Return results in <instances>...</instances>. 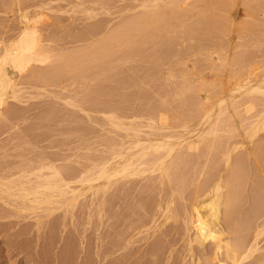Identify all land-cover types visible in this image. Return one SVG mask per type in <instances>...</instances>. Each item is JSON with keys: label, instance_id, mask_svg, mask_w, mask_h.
<instances>
[{"label": "rangeland", "instance_id": "1", "mask_svg": "<svg viewBox=\"0 0 264 264\" xmlns=\"http://www.w3.org/2000/svg\"><path fill=\"white\" fill-rule=\"evenodd\" d=\"M77 1L19 0L20 4L17 0H0V38L7 39L15 34L20 26L18 13L28 11L29 15L33 14L35 23L38 21L35 26H38L43 34L44 47H46L43 50L46 49L44 50L46 53L48 51L52 54H50L52 61L46 62L45 68L37 66L33 71L37 70L38 72L45 69V72H51L55 70L62 74V76L58 74L61 77L54 78L57 81L51 82L52 84L47 82L51 81L53 77L46 81V78H40L41 75L36 76V80L34 77L31 78L34 79L31 80L32 83L28 77L31 75V71H27L26 75L23 74L20 78L18 77L20 84L24 81L27 84L29 80L28 84L31 86L25 83V85L22 84L24 86H20L21 91L23 88L26 89L23 90L24 93L21 92L23 101L9 98L7 100L9 105L6 103L7 106H2L4 111L1 109L0 113V168L9 163H20L19 160L29 161L39 154L38 157L52 156L58 160L56 163L60 167L73 166L77 172H79L77 168L81 169L89 164L90 167L96 166L90 171V174L93 172V175H96L99 170L97 163L100 164L102 160L121 150L122 147L124 149L129 146V141L133 139L131 134L136 128L141 132L143 141L147 142H144L146 146L156 139L169 144L178 143L184 139L185 141L198 139L197 135L200 131L203 129L210 131L211 127V131L215 130L217 134L213 132L214 135H211L213 133L204 135L202 144L200 143L199 146V148L203 146L202 150H192L194 154L198 153L193 156L190 164H184L182 169L176 171L173 168L171 181L160 179L156 173L157 178L149 180V183L148 180H145L150 176L147 171L146 176L136 173L134 176H127L126 179L114 183L116 185L112 184L106 194L110 196L114 191L116 197L112 204L111 202L106 204L102 218L98 216V209L91 206L87 209L85 206L89 203L86 201L96 197L91 192L84 194L77 202L74 212L78 218L77 221L75 219V224L69 220L70 214L65 221V218H62L63 212L58 211L59 213L54 214L57 217L56 223L54 217L50 218L53 225L46 217H42V222L37 224V219L44 215L41 209L23 211L14 209L9 205L12 201H8V204L5 202L7 199L10 200L9 197L2 200V197H6L8 194L0 195V264H198V258H201L199 264H232L231 260L227 258L224 248L218 259H214V243L210 239L205 241L204 249L194 240V243L191 244L193 249L191 256L188 248L190 247L189 238L193 231L189 225V214L192 209L193 197L198 200L202 199L204 196L202 193L212 187L222 174L220 177L222 178V212L225 211L226 198H230L234 202L231 221L228 224H223L225 242H231L232 245L238 247L240 252L243 249V244L247 245L251 242L258 225L264 229L262 228L264 227V135L262 134L264 129L259 130L251 142L244 135L245 129L250 127L252 122L258 120L259 114L263 115L262 112L264 113V105L261 102L264 99V88L259 92H250L251 95H249L250 87H256L258 84L264 86V6H262L264 0H230L228 3H231V6H228L229 13L219 6L218 9L214 4L215 9L212 8V4L208 5L211 10H216L215 12L208 11L209 6L205 7L204 3V5L202 4L204 8L198 9V6L202 7L200 5L202 2L198 4L196 1L197 6H195V1L189 0L190 3L184 7L190 10L193 7L196 11L198 9L197 12L207 11L222 20L216 27L217 29H209L211 26L206 25L207 29L205 24L200 26L197 23L200 13H196L195 10H186L188 13L183 17L187 21L183 17V20L170 17L168 18L169 23L164 27L150 23L151 29L157 27V31L152 30L155 36H152L149 41H145L148 44L142 41L143 44L140 47L136 45L129 48L124 46L117 50L114 57L108 59L92 56L88 59H94V61L89 60L92 64L86 68H83V64L87 60L77 59L79 53L91 51V53L97 54L99 48L105 44V38L106 40L112 39L110 34L114 30L115 33L112 35L113 38H116L115 41L123 39L124 34L121 27L124 22L141 19L138 9L131 10L134 7L132 5H139L141 0ZM210 1L212 2L209 0V3H211ZM79 2L81 4H78ZM261 2L263 4L260 5ZM72 4L75 5L72 6ZM85 4L87 7L94 8L89 15L84 10L86 9ZM76 5H82V8H76ZM160 5L162 6L163 2L159 3ZM11 11L16 15L10 13ZM35 13H38L37 16ZM91 13L93 14L91 15ZM217 13H221L220 17ZM246 13H248L247 16ZM222 15L225 16L222 17ZM228 18H233L234 23ZM244 21L248 23L244 25ZM145 25L147 30H151L148 28V24ZM191 26L194 31L192 34L189 30V28L192 30ZM141 27L140 29L139 26L140 31H137L139 36L147 35L150 32L148 30L147 33L144 26ZM75 57L78 61L74 59ZM242 57H245L244 60L247 61L242 60ZM240 59L243 62H240ZM257 59L259 62H263L259 63ZM232 60L233 62L238 60V65L240 64L242 68L237 65V62L233 63V66ZM220 64L221 67H219ZM76 69L77 72L74 71ZM238 70H241L239 74ZM240 74L241 76H238ZM234 75L237 76V79ZM26 77L28 78L26 79ZM42 78L47 84L41 80ZM216 80L219 81V84ZM230 81L231 83H229ZM28 86L30 87L28 88ZM183 88L188 89L183 92ZM209 88H211L210 91ZM221 88H223V92H221ZM179 89L182 90L180 94L176 92H179ZM58 90L61 91L60 96ZM216 91L218 96H224L226 99L222 103L223 106L219 105L218 99H216L218 97L215 96ZM230 91H233L234 96L229 95ZM55 95L56 97H54ZM258 97H263V99H259V101ZM255 100L258 102L256 103ZM205 101L207 105L210 104L206 107L209 108L212 115L208 121L205 120L202 111L197 115L193 114L195 108L200 107ZM245 108L247 110H243ZM100 111L101 113H99ZM110 115L112 118L114 116L119 118L122 127H118L107 119L106 116ZM163 115L164 117H162ZM175 123L177 124L175 125ZM209 125L211 127H208ZM119 128L126 129V132L120 131ZM238 133L239 135H237ZM207 136L209 139L205 138ZM225 136L227 137L225 138ZM209 140H212V143ZM258 140H261V143L260 141L259 143L255 142ZM221 141L227 143L226 149L223 146L226 143L222 144ZM236 141H244L245 147L238 148L241 150L238 152L235 150L231 166L228 167L227 158L224 159L226 154H222L223 147L225 153L228 146ZM256 144L259 148L256 147ZM182 149L178 148L177 152H184L185 150ZM247 150L250 152V158ZM224 155L225 157H223ZM239 155L244 160L245 156L248 159L241 162V169L239 166L237 170L228 171L233 168L232 165L236 162L235 156L240 158ZM10 164L6 167L9 168ZM4 166L0 170H5ZM2 179L0 178V183L6 182ZM198 186L200 190L197 192ZM1 187L0 184V192ZM84 199L86 200L84 201ZM2 201H4V205H2ZM167 201L174 202L170 211L165 210ZM168 217L169 219H167ZM259 240V247L262 248L248 255L242 264H264V230H262Z\"/></svg>", "mask_w": 264, "mask_h": 264}, {"label": "bare ground", "instance_id": "2", "mask_svg": "<svg viewBox=\"0 0 264 264\" xmlns=\"http://www.w3.org/2000/svg\"><path fill=\"white\" fill-rule=\"evenodd\" d=\"M19 2V0H17ZM21 1V0H20ZM59 1V0H57ZM63 1V0H62ZM77 1V0H76ZM97 1V0H96ZM95 1V2H96ZM127 1V0H126ZM129 1V0H128ZM140 1V0H139ZM162 1L163 2V5L159 6V3H162L160 2ZM195 1V6H197L196 4V1L198 4H200L201 2V6H198V9L200 8H204L203 5L205 7L209 6L210 4H214L215 6H219L222 8V10H227L226 12L229 13V10H228V6H231L230 4H228L230 2V0H212L211 3H209V0H193V2ZM254 1V0H253ZM259 1V0H258ZM263 1V0H262ZM15 2V1H14ZM17 2V3H18ZM54 2V1H53ZM65 2V0H64ZM78 2V1H77ZM80 2H82V0H80ZM78 3V4H81V3ZM100 2V1H99ZM98 2V3H99ZM122 2V1H121ZM206 2V3H205ZM208 2V3H207ZM245 2V1H243ZM250 2V1H249ZM264 2V1H263ZM11 3V2H9ZM20 3V2H19ZM18 3V4H19ZM52 3V2H51ZM50 3V4H51ZM75 3V2H74ZM86 3V1H85ZM97 3V2H96ZM124 3V1H123ZM128 3V2H127ZM190 3L189 0H141L140 1V4L139 5H132L134 6L131 10L132 11H135V10H139L140 13H139V17H141V19L139 20V18H137L136 20H132L130 18V20L132 21H129L128 23L127 22H124V25L126 26L124 28V25L122 26L121 24V30L123 31V34H124V37L123 35L121 37H123V39H120V40H116L115 41V37L113 38V33H115L114 31H112V34H110L112 37V39H109V40H106L105 38V44L102 45L99 50L97 51V54L95 53H91L90 52H84V53H79V57L77 59H84L87 60V62L90 60L88 58L92 57V56H95L96 58H98L99 56H101L102 58L104 57L105 59L107 58H112L114 57L113 55L117 52L118 49H122L124 46L125 47H132V46H137V47H140L142 46L143 42L145 41H149L150 38H152V36H155L154 35V32H152V30H156L157 31V27H154L151 29L150 27V23H156L158 25H160V27H164V25H167L169 22H168V18L170 17H173L176 18V19H182L185 17L184 15H187L186 13V10H190L189 8H186L184 7L187 6V4ZM204 3V4H203ZM248 3V1H247ZM254 3V2H252ZM16 4V3H15ZM21 4V3H20ZM35 4V3H33ZM49 4V3H48ZM54 4V3H53ZM77 4V3H76ZM132 4V3H130ZM203 4V5H202ZM209 4V5H208ZM236 4V3H235ZM263 4L262 2L260 3V5ZM8 5V4H7ZM6 5V6H7ZM12 5V3H11ZM75 5V4H74ZM72 4V6H74ZM83 5V3H82ZM75 6L76 8L80 7L82 8L81 6ZM124 6L126 4H123ZM213 5V9H215ZM241 5V4H240ZM245 5V4H243ZM13 6V5H12ZM41 6V5H40ZM47 6V5H46ZM49 6V5H48ZM194 6V7H195ZM264 6V5H262ZM10 7V5H9ZM17 7V5H16ZM35 7V6H34ZM39 7V6H38ZM44 7V6H43ZM74 7V8H75ZM121 7V6H120ZM128 7V6H127ZM126 7V8H127ZM191 7V6H189ZM218 7V9H219ZM235 7V5H234ZM247 7V6H246ZM245 7V8H246ZM257 7V6H256ZM15 8V7H14ZM40 8V7H39ZM53 8V6H52ZM73 8V7H72ZM71 8V9H72ZM73 8V9H74ZM85 8L84 10H86V14L88 13V15L90 14V12L94 10V8L91 6L87 7L86 4H85ZM124 7L122 6V9ZM193 7H191V10H195L194 8L192 9ZM210 8V6H209ZM207 8V10H211V8L209 9ZM253 8H255L253 6ZM5 9V8H4ZM8 9H11V8H8ZM7 9V10H8ZM19 9L22 10V8L19 7ZM18 9V11H19ZM30 9V8H29ZM43 9V8H42ZM41 9V10H42ZM45 9V8H44ZM43 9V10H44ZM197 9V8H196ZM197 9V11H198ZM206 9V8H205ZM204 9V10H205ZM217 9V8H216ZM234 9V8H233ZM248 9V8H247ZM262 9V8H261ZM12 10V9H11ZM40 10V9H39ZM118 10H121V9H118ZM125 10V9H124ZM123 10V11H124ZM130 10V8H129ZM190 10V11H191ZM203 10V9H202ZM221 10V9H220ZM219 10V11H220ZM230 10H231V7H230ZM246 10V9H245ZM249 10V9H248ZM264 10V8H263ZM13 11V10H12ZM10 12V13H14L15 12ZM17 11V12H18ZM52 11V10H50ZM117 11V10H115ZM190 11H189V14H190ZM196 11V10H195ZM196 13H200V19H199V22H197L198 24H200V26L204 25L205 26L209 25L211 27L210 28H216L218 27L219 25V22L222 21L220 18H216L214 14H211L207 11H201L200 12H197ZM212 12H215L216 10H211ZM218 11V12H219ZM255 11V10H253ZM261 11V10H259ZM33 12V11H32ZM53 12V11H52ZM119 12V11H118ZM117 12V14H118ZM244 12V11H243ZM257 12V11H256ZM264 12V11H263ZM96 13V12H95ZM128 13V12H126ZM227 13V14H228ZM251 13V12H250ZM260 13V12H259ZM11 14V15H12ZM18 17H19V29L18 31L15 33V34H11L12 36L5 39L2 37V39L0 38V113L2 112V110L4 111V109H2V106L3 105H6L7 103V100L9 98H14V99H17V100H21L23 101L22 97H21V92H23V90H26L23 88V90L21 91V87L20 86H24L26 84V82L24 81V85L20 84L19 82V78L21 76H23V74L26 75L27 71H31V75H29L28 77H30V81L31 80H34L36 76H40L43 77L44 79L46 78L48 81L51 80V77L52 80L51 81H48L47 83H54V81H57L56 77H61L62 74L61 73H57V71H47L45 72V69L44 71H38L34 68H36L37 66L38 67H43L44 64L46 62H50L52 61V59H50L52 56L51 52L49 53L47 51V53L44 51L46 49L43 50V48H46L44 47V39H43V34L42 32H40V30L38 29V26H35L37 25L36 22L35 23V19L33 18V14L32 15H29V12L28 11H23L21 13H18ZM36 14V13H35ZM38 14V13H37ZM36 14V16H37ZM93 13H91L92 15ZM98 14V13H97ZM221 13H217V15L219 16ZM224 14V13H223ZM232 14V13H231ZM245 14V13H244ZM248 13H246V16H247ZM253 14V13H252ZM264 14V13H263ZM16 15V14H15ZM40 15V14H39ZM121 15V14H120ZM226 15V14H225ZM224 15V16H225ZM229 15V14H228ZM227 15V16H228ZM255 15V14H254ZM262 15V14H260ZM44 16V15H43ZM94 16V15H93ZM184 16V17H183ZM222 15V17H224ZM251 16V15H250ZM40 17V16H39ZM92 17V16H91ZM183 17V18H182ZM220 17V16H219ZM231 17V16H229ZM260 17V16H259ZM59 18V17H58ZM126 19V18H125ZM127 19V20H128ZM185 19V18H184ZM231 19V18H228V20ZM233 19V18H232ZM231 19V20H232ZM250 19V18H249ZM253 19V18H252ZM256 19V18H255ZM258 19V18H257ZM261 19V18H259ZM38 20V19H37ZM181 20V21H182ZM186 20V19H185ZM225 20V19H224ZM223 20V21H224ZM174 21V20H172ZM187 21V20H186ZM201 21V23H200ZM247 21V20H246ZM260 21V20H259ZM175 22V21H174ZM179 22V21H178ZM232 23L233 20L231 21ZM240 22V21H238ZM257 22V20H256ZM127 23V24H126ZM180 23V22H179ZM227 23V22H226ZM230 23V24H232ZM245 23H248V22H245L244 21V25ZM254 23V22H253ZM261 23V22H260ZM144 24V25H143ZM145 24H148V28H150L151 30H149L150 32L148 33V30L146 29L147 27H145L146 25ZM175 24V23H174ZM243 24V23H242ZM250 24V23H249ZM256 24V23H254ZM173 25V24H172ZM236 25V24H235ZM239 25V23H238ZM247 25V24H246ZM263 25V24H262ZM139 26H140V29L142 28L141 26H144L145 30H147V35L145 34L143 36H139V34L137 33V31L139 32L140 29H139ZM157 26V25H156ZM206 26V28H207ZM225 26H227L225 24ZM231 26V25H230ZM242 26V25H241ZM239 26V27H241ZM251 26V25H250ZM98 27V26H97ZM174 27V26H172ZM171 27V28H172ZM244 27V26H243ZM92 28V27H91ZM119 28V26H118ZM167 28V27H166ZM192 28V26H191ZM199 28V27H198ZM202 28V27H200ZM205 28V29H206ZM236 28V27H235ZM252 28V27H251ZM258 28V27H257ZM261 28V27H259ZM94 29V28H92ZM125 29V30H124ZM159 29V28H158ZM162 28H160L159 30H161ZM203 29V28H202ZM201 29V30H202ZM208 29V28H207ZM217 29V28H216ZM225 29V28H224ZM232 29V28H231ZM250 29V28H249ZM97 30V29H96ZM191 33H190V31ZM188 32L190 34L194 33L193 31V28L192 30L189 28ZM242 30V29H240ZM245 30V29H244ZM14 31V30H13ZM121 31V32H122ZM125 31V32H124ZM248 31V30H247ZM143 32H144V29H143ZM146 32V31H145ZM161 32V31H160ZM203 32V31H202ZM238 32V31H237ZM244 32V31H243ZM4 33V32H3ZM231 33V32H230ZM233 33V32H232ZM242 33V32H241ZM119 34V33H118ZM117 34V35H118ZM7 35V34H6ZM91 35V34H89ZM126 35V36H125ZM119 36V37H120ZM240 36V35H239ZM109 37V38H110ZM127 37V38H125ZM162 39V38H161ZM122 40V41H121ZM100 41V40H99ZM110 41V42H109ZM143 41V42H142ZM163 42V41H162ZM161 42V43H162ZM237 42V41H236ZM147 43V42H145ZM160 43V44H161ZM170 43V42H169ZM99 44V43H97ZM141 44V45H140ZM148 44V43H147ZM163 44V43H162ZM236 44V43H235ZM167 45V44H165ZM47 46V45H46ZM92 46H96L97 45H94L92 44ZM91 46V47H92ZM220 46V45H219ZM121 47V48H120ZM165 47V46H163ZM43 50V51H42ZM49 51H52V50H49ZM53 52V51H52ZM99 53V54H98ZM236 54V52H234ZM233 53V54H234ZM51 54V55H50ZM54 55V53H53ZM97 55V56H96ZM221 55V54H220ZM244 55V54H243ZM57 56V55H56ZM76 56V55H75ZM227 56V55H226ZM251 56V55H250ZM54 57V56H53ZM72 57V56H71ZM77 57V56H76ZM76 57L74 59H76ZM225 57V56H224ZM221 58V57H220ZM232 58V57H231ZM243 58V59H242ZM241 59L244 60L245 57H242ZM248 58V57H247ZM50 59V60H49ZM76 59V60H77ZM224 59V58H223ZM227 59V58H225ZM237 59V57L235 58V60ZM240 59V62H243L241 61ZM71 60V59H70ZM97 60V59H96ZM215 60V59H214ZM217 60H219L217 58ZM78 61V60H77ZM90 61H94L93 60H90ZM84 62L83 64V68H86L87 66L90 67V65L92 64L91 62ZM223 61V60H222ZM245 61V60H244ZM247 61V60H246ZM245 61V62H246ZM258 61V59H257ZM72 62H74L72 60ZM232 64L237 62V65H238V60L233 62V60L231 61ZM259 62V61H258ZM261 62V61H260ZM259 62V63H260ZM263 62V61H262ZM261 62V63H262ZM71 63V62H70ZM86 63V64H85ZM179 63V62H178ZM217 63V62H216ZM219 63H223V62H219ZM250 63V62H249ZM89 64V65H88ZM183 64V63H182ZM221 64L219 67H221ZM248 64V63H247ZM256 64V63H255ZM258 64V63H257ZM35 65V66H34ZM180 65V64H179ZM187 65V64H186ZM226 65V64H225ZM240 65V64H239ZM238 65V66H239ZM47 66V65H45ZM44 66V68H45ZM50 66V65H49ZM230 66V65H229ZM234 66V64H233ZM244 66V65H243ZM264 66V64H263ZM88 67V68H89ZM93 67V66H91ZM223 68L224 65H222ZM241 67V65L239 66ZM259 67V66H258ZM80 68H82V66H80ZM183 68V67H182ZM242 68V67H241ZM253 68V67H252ZM250 68V69H252ZM263 68V67H261ZM213 69V68H212ZM221 69V68H219ZM239 69V68H238ZM246 69V68H245ZM34 70V71H33ZM39 70V69H38ZM242 70V69H241ZM241 70H238V74H239V71L241 72ZM260 70V69H259ZM75 72H77V69L74 70ZM232 71V70H231ZM246 71V70H245ZM28 72V73H29ZM215 72V71H214ZM221 72V71H220ZM227 72V71H226ZM237 72V70H236ZM256 72V70H255ZM57 73V74H56ZM188 73V72H187ZM223 73H225V71H223ZM246 73V72H245ZM60 74V75H58ZM184 74V72H183ZM249 74V73H248ZM24 75V76H25ZM33 75V76H32ZM215 75V74H214ZM220 75V74H219ZM230 75V74H229ZM233 75V74H232ZM245 75V74H244ZM250 75V74H249ZM248 75V76H249ZM255 75V74H253ZM32 76V77H31ZM55 76V77H54ZM186 76V75H185ZM184 76V77H185ZM217 76V75H216ZM224 76V74H223ZM238 76H241L238 75ZM257 76V75H256ZM255 76V77H256ZM19 77V78H18ZM26 77V79L28 78ZM34 79H31L33 78ZM109 77V76H108ZM111 77V76H110ZM213 77V75H212ZM234 77L236 78L237 76L234 75ZM39 78V77H38ZM39 78V80H40ZM41 79L43 82L45 81L44 79ZM222 78V77H221ZM227 78V77H226ZM243 78V77H242ZM261 78V77H260ZM24 79V78H23ZM37 79V77H36ZM35 79V80H36ZM54 79V80H53ZM216 79V78H215ZM220 79V77L218 78V80ZM229 79V78H228ZM237 79V78H236ZM255 79V78H253ZM59 80V79H58ZM185 80V79H184ZM212 80V79H211ZM252 80V79H251ZM260 80V79H259ZM21 82H23L22 80H20ZM45 81V83H46ZM66 81V80H65ZM217 81V80H216ZM229 81V80H228ZM256 81V80H255ZM254 81V82H255ZM258 81V79H257ZM29 82V80H28ZM27 84L26 85H30V84ZM32 82V81H31ZM30 82V83H31ZM42 82V83H43ZM210 82V81H209ZM218 84H219V81H217ZM221 82V81H220ZM238 82V81H237ZM236 82V83H237ZM253 82V81H252ZM33 83V82H32ZM46 83V84H47ZM51 83V84H52ZM60 83V82H59ZM69 83V82H68ZM227 83V82H226ZM231 83V81L229 82ZM228 83V85H229ZM249 83V82H247ZM263 83V82H262ZM48 84V85H49ZM211 84V82H210ZM213 84V83H212ZM235 84V82H234ZM251 84V82H250ZM246 85V84H245ZM31 86V85H30ZM28 86V88L30 87ZM33 86V84H32ZM64 86V85H63ZM186 86V85H184ZM216 86V85H215ZM233 86V85H232ZM55 87V86H53ZM60 89H61V86L59 85ZM68 87V85H67ZM183 87V86H182ZM189 87V86H187ZM191 87V86H190ZM213 87V86H211ZM220 87V86H219ZM242 87V86H240ZM244 87V86H243ZM27 88V87H26ZM27 88V89H28ZM32 88V87H31ZM42 88V87H41ZM65 88V87H64ZM225 88V86H224ZM251 90L249 91V95L250 92H259L260 89L264 88L263 85H260L258 84V86L256 87H250ZM182 89V88H181ZM184 89V88H183ZM188 89V88H186ZM184 89L183 92H186ZM198 89V88H197ZM211 88H209V91H210ZM223 88H221L220 90H222ZM240 89V88H238ZM244 89V88H242ZM47 90V89H45ZM62 90V89H61ZM206 90V89H205ZM219 90V91H220ZM29 91V90H27ZM182 90L179 89V92L176 91L177 93L180 94ZM212 91V90H211ZM229 91V90H228ZM227 91V92H228ZM264 91V89H263ZM60 92L58 90V95L60 96ZM223 92V90L221 91ZM235 92V91H234ZM24 93V92H23ZM28 93V92H27ZM56 93V92H55ZM176 93V94H177ZM217 93V91H216ZM220 93V92H219ZM262 93V91H261ZM260 93V94H261ZM26 94V92H25ZM62 94V93H61ZM178 94V95H179ZM213 94V93H212ZM222 94V93H220ZM219 94V95H220ZM244 94V93H243ZM248 94V93H247ZM246 94V95H247ZM263 94V93H262ZM24 95V94H23ZM57 95V94H56ZM56 95L54 97H56ZM57 95V96H58ZM182 95V93H181ZM184 95V94H183ZM209 95V94H207ZM218 96V93L215 94V96ZM224 95V94H223ZM229 95L232 97L234 96V93L233 91H230ZM245 95V96H246ZM28 96V95H27ZM62 96V95H61ZM175 96V94H174ZM177 96V95H176ZM216 96V97H217ZM221 96V95H220ZM218 96L216 99H218V102H219V105H222L223 106V102L226 101V99H224V96ZM260 96V95H259ZM24 97V96H23ZM67 97V95H66ZM73 97V95H72ZM72 97H68V98H72ZM244 97V96H243ZM248 97V96H247ZM22 98V99H21ZM28 98V97H27ZM31 98V96H30ZM34 98V97H33ZM75 98V97H73ZM212 98V97H211ZM246 98V97H244ZM214 99V98H213ZM256 99V98H255ZM259 99H263L258 97V100ZM236 100V99H235ZM251 100V99H250ZM254 100V99H253ZM252 100V102H253ZM16 101V100H15ZM66 101H68L66 99ZM71 101V100H70ZM210 101H213V100H210ZM243 101V100H242ZM256 101V100H255ZM260 101V100H259ZM217 102V101H216ZM215 102V103H216ZM232 102V101H231ZM236 102V101H234ZM233 102V103H234ZM239 102V101H237ZM247 102V101H246ZM249 102V101H248ZM258 101H256L257 103ZM262 104L264 105V99L263 101H261ZM23 103V102H22ZM25 103V102H24ZM68 104L69 101L67 102ZM243 103V102H242ZM245 103V102H244ZM250 103V102H249ZM255 103V102H254ZM253 103V104H254ZM8 104V103H7ZM66 104V103H65ZM238 104V103H237ZM252 104V103H251ZM9 105V104H8ZM207 103L205 101V103L200 106V107H197L195 108V110L193 111V114L194 115H197L198 113H200L201 111L204 112V116H205V120L208 121L210 118H211V111L209 110L208 105L210 106V104L208 103L207 107H206ZM212 105V104H211ZM233 105V104H231ZM247 105V104H246ZM250 105V104H249ZM257 105V104H256ZM7 106V105H6ZM234 106V105H233ZM240 106V105H239ZM253 106V105H252ZM251 106V108H252ZM260 106V105H259ZM212 107V106H211ZM221 107V106H220ZM249 107V106H248ZM6 108V107H5ZM235 108V106H234ZM233 108V109H234ZM238 108V107H237ZM2 109V110H1ZM232 109V108H231ZM236 109V108H235ZM234 109V110H235ZM83 110V109H82ZM243 110H247L246 108L243 109ZM250 110V109H249ZM248 110V111H249ZM84 111V110H83ZM264 111V109H263ZM226 112V110H225ZM236 112V111H234ZM240 112V111H239ZM237 112V113H239ZM246 112V111H244ZM101 113V111L99 112ZM103 113V112H102ZM233 113V112H232ZM243 113V112H242ZM261 113V112H260ZM105 114V112L103 113ZM167 114V113H166ZM218 114V113H217ZM216 114V115H217ZM241 114V113H240ZM245 114V113H244ZM249 114V113H248ZM257 114V113H256ZM259 114V112H258ZM263 115L259 114V118H257L258 120H256L254 123L252 122V124L250 125V127H243V128H246L245 129V132H244V135L246 138H248V141L251 142L254 140V138L257 136L258 134V131L261 130V129H264V113L262 112ZM150 115V114H149ZM160 117H161V114H159ZM221 115V114H220ZM223 115V114H222ZM228 115V114H227ZM253 115V114H252ZM114 116V115H113ZM247 116V115H246ZM108 117L107 119L111 120V122L115 123L118 127H122V123L120 121L119 118L115 117L112 118L111 115L110 116H106ZM105 117V118H106ZM147 117H150V116H147ZM164 117V115L162 116ZM167 117V116H165ZM169 117V116H168ZM224 117V116H223ZM231 117V116H230ZM151 118V117H150ZM228 120L229 118L226 117ZM233 118V117H232ZM243 118V116H242ZM248 118V117H247ZM149 119V118H147ZM158 119V118H157ZM171 119V118H170ZM222 119V118H221ZM256 119V118H255ZM219 121V119H216ZM151 122V120H148ZM171 121V120H170ZM189 121V120H187ZM230 121V120H229ZM139 122V121H138ZM144 122V121H143ZM147 122V121H146ZM157 122V121H156ZM161 122V121H160ZM159 122V123H160ZM166 122V121H165ZM169 122V121H167ZM251 122V120H250ZM141 123V122H140ZM162 123V122H161ZM214 123V122H213ZM228 123V122H227ZM249 123V122H247ZM111 124V123H110ZM164 124V123H163ZM169 124V123H168ZM177 123H175L176 125ZM183 124V123H182ZM187 124H189L187 122ZM195 124V123H194ZM172 125V124H171ZM181 125V124H180ZM184 125V124H183ZM181 125V126H183ZM193 125V124H192ZM198 125V123H197ZM196 125V126H197ZM248 125V124H247ZM114 126V125H112ZM142 126V125H141ZM162 126V125H161ZM169 126V125H168ZM178 126V125H177ZM246 126V125H245ZM153 127V126H152ZM185 127V126H184ZM208 127H211L210 125ZM216 127V125H215ZM236 127V126H235ZM127 128V127H126ZM135 128V127H134ZM191 128V127H190ZM193 128V127H192ZM217 128V127H216ZM221 128V127H220ZM242 128V129H243ZM158 129V128H157ZM182 129V128H181ZM219 129V128H218ZM236 129V128H235ZM120 131H123L122 129L119 128ZM126 130V129H125ZM124 130V131H125ZM189 130V129H188ZM191 130V129H190ZM212 130V127L210 129V131ZM214 130V129H213ZM120 131H119V135H120ZM128 131V130H127ZM168 131V130H167ZM166 131V132H167ZM209 129H203L202 131L199 132V134L197 135V138H194V139H189V140H186L184 139V141H180L178 143H172V144H169L167 142H162V141H159L158 139L156 140H152L151 143L149 145H145L141 137V132L139 130H137V128L135 129L134 132H132L133 134H131V136L133 137L130 138L132 140L129 141V146H127L126 148L122 149L121 150H118L116 151V153H112L111 155H109L106 159L102 160V162L97 163L98 165V174L96 173V175L94 174L93 175V172L92 174H90L91 170L94 169L95 167H90V164L88 166H83L81 169L77 168V170H79V172H77L76 170H74L75 168L73 166H65V167H60L59 165H57V161L56 158L54 157H50V156H39V154L35 155L36 158H32V159H29V161H26V162H22L19 160L20 163H13V164H10L11 166L8 168L6 167L7 165H3L4 168H6L5 170H0V178L2 180H6V182H1V192L2 194L0 195H5L4 193H7L8 196H3L2 197V200L7 197H9L10 200L7 199V201H5L7 204L9 203L8 201H12L11 205L14 209H19L21 211L23 210H27V209H41V212L44 213V215H42L39 219H37V224L39 225L41 222H42V217H46L49 219V221L51 220L50 218L54 217V220L57 218L54 216V214L59 213L60 211H62V215H63V219L66 221V219L68 218V214H70L69 216V220L72 222V224H75V219L77 221V218L78 216L75 214L74 210L76 209V206H77V202L80 200V197H82L84 194L86 193H89L91 192L92 195H96V197L93 199L91 198L90 200L86 201V202H89L88 204H86V208L89 209L90 206L92 208H96L98 209V216L100 218H102L104 215L103 212L105 210V206L106 204L110 203L111 204L113 203V200H115L114 198L116 197V193H113L110 195V196H107L108 194L107 193V189L113 184V185H116L114 183H117L119 181H121L122 179H126L127 176H134V174L136 173H141V174H144V176H146V173L147 171L149 172L150 176H148V178H146L145 180H155V174L160 178V179H168L169 181H171V175H172V169H176L177 170H180L183 168V165L184 164H190L192 158H194L193 156L196 155L198 152H196L195 154L193 153V151H197L198 149L201 151L202 150V147L199 148L200 146V143L201 141H203V138H204V135L206 133H213L215 132L217 134V132L214 130V131H209ZM126 132V131H125ZM177 132V131H176ZM220 132V131H219ZM229 132V130H228ZM231 132V130H230ZM130 133V132H129ZM149 133V132H148ZM175 133V132H174ZM186 133V132H185ZM128 134V133H127ZM231 134V133H230ZM243 134V132H242ZM260 134V133H259ZM264 135V132L262 133ZM261 134V135H262ZM154 135V134H153ZM162 135V134H161ZM170 135V134H169ZM211 135H214L211 134ZM239 135V133L237 134ZM262 135V136H263ZM121 136V135H120ZM149 136V135H148ZM166 136V134H165ZM175 136V135H174ZM183 136V135H182ZM210 136V135H208ZM205 137V138H208L209 137ZM124 137V136H123ZM122 137V138H123ZM128 137V136H127ZM151 137V136H150ZM156 137V136H155ZM211 137V136H210ZM216 137V136H215ZM227 136H225L226 138ZM243 137V135H242ZM264 137V136H263ZM126 138V137H125ZM144 138V137H143ZM164 138V137H163ZM224 138V139H225ZM234 138V137H232ZM121 139V137H120ZM119 139V141H120ZM154 139V138H153ZM211 139V138H210ZM222 139V138H221ZM244 139V138H243ZM259 139H260V135H259ZM263 139V138H262ZM146 140V139H145ZM234 140V139H233ZM246 140V139H245ZM256 140V139H255ZM155 141V142H154ZM206 141V140H205ZM210 142L212 140H209ZM208 141V142H209ZM215 141V140H214ZM226 141V139H225ZM231 141V140H230ZM261 143V140H258V141H255L257 143ZM207 142V141H206ZM209 142V143H210ZM222 144L226 143L224 141H221ZM228 142V140H227ZM233 142V141H232ZM230 142V143H232ZM237 142V141H236ZM234 142L231 144V146H228V149L225 151L224 153V150L227 148V143L224 144L223 146H225V149L223 147V153L222 154H226V157L225 155L223 157H225L224 159L227 158V166L230 167L231 166V161H232V157L235 153V150L238 151H241V150H238V148L240 147H245L244 146V141H239V142ZM253 142V143H255ZM122 143H123V140H122ZM121 143V144H122ZM147 143V142H145ZM212 143V142H211ZM210 143V144H211ZM230 143H228L230 145ZM119 144V143H118ZM127 144V143H126ZM125 144V146H126ZM202 144V143H201ZM204 144V142H203ZM208 144V145H210ZM252 144V143H251ZM116 145V144H115ZM213 145V144H211ZM221 147V148H222ZM256 147H258V145L256 144ZM178 148H183L182 150L184 152H177L178 151ZM254 148V147H253ZM259 148V147H258ZM257 148V149H258ZM119 149V147H118ZM135 149V150H133ZM242 149V148H241ZM244 149V148H243ZM256 149V148H255ZM165 150V151H164ZM193 150V151H192ZM198 150V151H199ZM192 151V152H191ZM248 151V150H247ZM253 151V150H252ZM177 152V153H176ZM222 152V151H221ZM244 152V151H243ZM246 152V151H245ZM249 152V151H248ZM33 153V152H32ZM35 153V152H34ZM176 153V154H175ZM247 153V152H246ZM254 153V151L252 152ZM31 154V153H29ZM242 154V152H241ZM248 155V153H247ZM249 155H250V152H249ZM254 157H255V153L253 154ZM175 156V157H174ZM236 157V162L234 165H232V169L231 170H228V171H233L234 169H238L237 167H239L241 165V162L244 160L243 157H241L239 155L240 158H238V156H235ZM251 157V155L249 156V158ZM31 158V157H30ZM246 159H248V157L245 156ZM245 159V160H246ZM26 160V159H25ZM234 160V159H233ZM244 160V161H245ZM243 164V163H242ZM3 166L2 168L0 169H3ZM227 167V168H228ZM130 169V170H129ZM239 169H241V166L239 167ZM226 170V169H225ZM6 171V173H5ZM96 171V170H94ZM100 171V173H99ZM4 172V173H3ZM95 173V172H94ZM127 173V174H126ZM222 175V174H221ZM220 175V177H221ZM138 176V175H137ZM139 176H142V175H139ZM125 177V178H124ZM173 177V176H172ZM218 180H216V182L214 183V185H212V187H209L207 189V191H205L204 193L201 194V197L202 199L198 200L196 199V197H193V201H192V209L190 211V214H189V225H190V229L193 231V234L190 236L189 238V244H190V247L188 248L191 256L193 255V249H192V242L194 243V240L197 241V243L202 247V249L205 248V241L210 239L213 241L214 243V259H218L220 253H221V250L223 251V248L226 250V255H227V258H229L231 260V263L232 264H242L243 261L245 260V258L248 257V255L256 252L259 250V248L261 249L262 247L260 246L259 247V236L260 234L262 233V230L264 229H261L260 228V225H258L257 227V230L255 231L254 233V237L253 239L251 240V242L247 245H244L243 244V249L239 252L238 251V247H236L234 244L232 245L231 242H225V238L223 237L224 234H225V229L223 227V224L224 223H229V221H231V216L233 215V212H234V202L232 199L230 198H226V203H225V211L222 212V208H221V205H222V186H221V180L222 178H220ZM157 178V177H156ZM1 180V181H2ZM150 183V181H149ZM125 187V186H124ZM122 188V187H121ZM122 190V189H120ZM197 192L198 190H200V187L198 186L197 187ZM6 194V195H7ZM120 194V193H119ZM196 194H199V193H196ZM197 196V195H196ZM229 197V196H228ZM1 199V198H0ZM86 199H84L85 201ZM83 201V202H84ZM1 202V201H0ZM4 201H2V205ZM174 202L172 201H167L166 203V211H170L172 205H173ZM7 206V205H6ZM110 206V205H109ZM159 207V206H158ZM169 209V210H168ZM59 211V212H58ZM107 211V210H106ZM114 211V210H112ZM113 213V212H112ZM116 213V211H115ZM166 213V212H165ZM167 214V213H166ZM57 216V215H56ZM112 216V215H111ZM223 217V218H222ZM115 218V217H114ZM113 218V220H114ZM170 218H171V215H170ZM169 219V217L167 218ZM112 220V219H111ZM51 222V221H50ZM49 222V223H50ZM118 222V221H116ZM52 225L54 224L53 222H51ZM55 223H56V220H55ZM64 223V222H63ZM113 223V222H112ZM115 225V224H114ZM86 228V227H85ZM90 228V227H89ZM264 228V227H262ZM98 231V230H97ZM102 232V231H101ZM113 232V231H111ZM95 233V232H94ZM98 234V232H96ZM103 236V235H102ZM107 236V235H106ZM105 236V237H106ZM262 236V235H261ZM99 237V236H98ZM261 239V237H260ZM225 243H224V242ZM264 247V246H263ZM198 261V264L199 262L201 261V258H198L197 259ZM155 264V263H154ZM261 264V263H259Z\"/></svg>", "mask_w": 264, "mask_h": 264}]
</instances>
